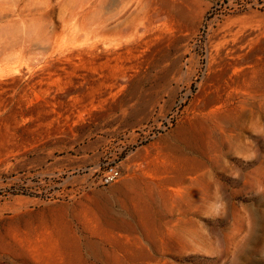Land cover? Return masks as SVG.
Segmentation results:
<instances>
[{
    "label": "rangeland",
    "instance_id": "rangeland-1",
    "mask_svg": "<svg viewBox=\"0 0 264 264\" xmlns=\"http://www.w3.org/2000/svg\"><path fill=\"white\" fill-rule=\"evenodd\" d=\"M0 264H264V0H0Z\"/></svg>",
    "mask_w": 264,
    "mask_h": 264
},
{
    "label": "bare ground",
    "instance_id": "bare-ground-1",
    "mask_svg": "<svg viewBox=\"0 0 264 264\" xmlns=\"http://www.w3.org/2000/svg\"><path fill=\"white\" fill-rule=\"evenodd\" d=\"M82 11H77L74 12L72 10H69V15L71 16V21L73 20L75 22L76 17L78 16V14ZM87 15L85 14L83 16V18H86ZM73 22V26L76 25V23ZM21 29H18L16 31V34H13L10 37H4L2 40L5 44L8 45H12L14 47H17L21 50L30 48L32 45H39V46H43L47 43L50 42L51 38L49 36H47L46 34H44V31L42 32V34L40 33V35L37 36H32V28H30V25L24 24L22 23L19 26ZM75 30L74 28H70V31Z\"/></svg>",
    "mask_w": 264,
    "mask_h": 264
},
{
    "label": "built area",
    "instance_id": "built-area-1",
    "mask_svg": "<svg viewBox=\"0 0 264 264\" xmlns=\"http://www.w3.org/2000/svg\"><path fill=\"white\" fill-rule=\"evenodd\" d=\"M120 178V171L118 167L108 165L99 176V181L102 185H110Z\"/></svg>",
    "mask_w": 264,
    "mask_h": 264
}]
</instances>
